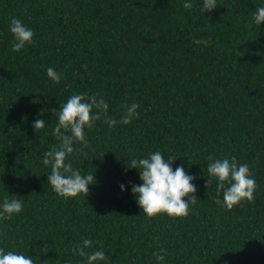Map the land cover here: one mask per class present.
Segmentation results:
<instances>
[{
	"label": "trees",
	"instance_id": "16d2710c",
	"mask_svg": "<svg viewBox=\"0 0 264 264\" xmlns=\"http://www.w3.org/2000/svg\"><path fill=\"white\" fill-rule=\"evenodd\" d=\"M203 3L0 0V211L6 197L23 204L0 219L5 254L87 264L72 249L90 239L85 252L108 257L98 264H264V23L252 19L264 0H216L210 13ZM12 18L34 33L20 52L12 51ZM74 94L102 97L117 123L102 116L84 130L88 146L74 144L65 163L95 181L88 196L65 199L42 161L59 144L57 113ZM133 103L138 118L121 124ZM37 119L45 126L36 132ZM156 151L194 177L198 199L186 218H148L132 193L143 182L131 160ZM209 156L248 164L254 202L231 210L215 202L223 192L208 176Z\"/></svg>",
	"mask_w": 264,
	"mask_h": 264
},
{
	"label": "clouds",
	"instance_id": "9594fccd",
	"mask_svg": "<svg viewBox=\"0 0 264 264\" xmlns=\"http://www.w3.org/2000/svg\"><path fill=\"white\" fill-rule=\"evenodd\" d=\"M184 7L191 9L193 5L186 2ZM216 7V0H204L203 10L207 13ZM252 19L257 27L264 23V6L256 9ZM10 32L13 35L12 51L14 52H20L26 45H31L33 42V31L25 26L20 19H11ZM193 43L207 45L209 41L198 39ZM47 76L55 83H59L62 79V75L53 68L47 69ZM125 107L126 112L120 123L127 125L133 119L138 118L139 105L133 103ZM107 110L108 104L97 95L74 94L66 103L60 105L57 113L58 123L52 133L59 144L46 151L42 161L46 167H51V174L47 175V181L58 196L65 199L76 198L81 194L88 196L89 185L95 181L93 174L81 175L79 170L74 169L71 163H65V161L74 151H79L74 148V144L88 146L84 130L92 128L96 121L101 120L102 116L110 128L116 125L117 121L107 116ZM44 126L43 119L34 121L33 127L36 132L43 129ZM175 160L173 157L165 159L160 151L153 152L147 158L131 160L130 167L139 170L140 179L143 182L141 185H133L132 193L148 218L160 214H167L174 219L186 218L189 213V205H195L197 202L198 197L194 195L197 188L192 183L194 177L185 173L183 165L173 171L171 164ZM209 160L212 162L207 166L208 176L217 182V196L223 192V201L220 199L215 201L218 205L231 210L243 201L254 202L257 184L252 178L253 173L247 163L237 164L235 156L230 160L227 158L213 159L212 156H209ZM211 182V179H207V188ZM226 185L228 186L226 187ZM121 190H124L123 185H121ZM185 197H189L187 202ZM22 210L23 204L20 200L14 198L9 200L6 197L2 204V211H0V219H10L13 214H18ZM93 243L94 241L90 239H83L82 246L74 247L72 252L74 255L87 257V264H98V262L105 261L108 257L104 251H95L91 254L85 252V249L90 248ZM166 255L165 249L154 253L158 262L164 261ZM0 264H34V261L12 251L5 254L4 250L0 249Z\"/></svg>",
	"mask_w": 264,
	"mask_h": 264
}]
</instances>
